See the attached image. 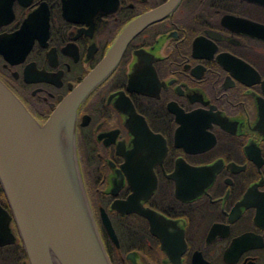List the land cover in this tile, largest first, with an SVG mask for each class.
I'll return each mask as SVG.
<instances>
[{"label": "flooded vegetation", "instance_id": "af4514ba", "mask_svg": "<svg viewBox=\"0 0 264 264\" xmlns=\"http://www.w3.org/2000/svg\"><path fill=\"white\" fill-rule=\"evenodd\" d=\"M158 13L77 113L112 264H264V0H0V81L41 125ZM0 206L11 210L0 187ZM0 264H30L15 221Z\"/></svg>", "mask_w": 264, "mask_h": 264}, {"label": "water", "instance_id": "95a60500", "mask_svg": "<svg viewBox=\"0 0 264 264\" xmlns=\"http://www.w3.org/2000/svg\"><path fill=\"white\" fill-rule=\"evenodd\" d=\"M157 17L153 13L127 26L43 125L0 81V186L12 214L0 206V246L13 241V219L30 264H111L80 169L77 113L117 67L129 42Z\"/></svg>", "mask_w": 264, "mask_h": 264}]
</instances>
